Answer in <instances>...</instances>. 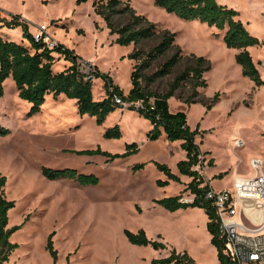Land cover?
<instances>
[{
	"label": "rangeland",
	"instance_id": "374dc122",
	"mask_svg": "<svg viewBox=\"0 0 264 264\" xmlns=\"http://www.w3.org/2000/svg\"><path fill=\"white\" fill-rule=\"evenodd\" d=\"M94 0L77 4V0H0L1 15H20L34 35L40 24L48 27L47 43H61L73 50L78 61L96 66L113 77L122 90L130 88L132 60L127 55L134 45L114 43L105 22L92 7ZM129 2L136 14L154 23L157 32L177 33L176 44L184 54L204 56L211 68L204 74L206 88H198L196 100L210 103L215 93L217 101L210 110L205 105H186L192 94L190 82L184 83L169 99L172 111H184L191 129L199 127L196 143L202 153L203 166L197 170L214 188L233 191L235 177L255 174L250 160L264 163V85L255 86L241 74L235 61L236 50L226 47L222 32L199 21H185L154 4L153 0H123ZM220 5L237 11L248 32L260 44L250 47L253 61L264 80V0H216ZM118 24L126 21L118 17ZM0 35L28 45L22 39L21 27H9L0 22ZM160 40L157 35L136 48L147 53ZM173 53L154 60L143 71L152 75ZM183 60L172 73L148 84L159 93L168 90L174 77L187 66ZM63 59L54 65L61 71ZM133 69V68H132ZM142 85L145 82L142 81ZM93 98L105 96L103 81L92 82ZM29 104L19 98L14 81L8 78L0 91V127L9 130L0 135V173L7 179L4 193L15 205L8 213L9 227L22 225L10 237L19 247L11 253L8 264H53L46 244L49 236L57 251L56 264H151L153 259L186 252L196 264H217L215 248L207 231V216L194 207L168 211L156 200L180 195L191 201L193 196L182 192L187 176L178 172V160L185 151L179 141H169L162 133L151 140L149 120L136 111L118 108L98 125L94 117L80 116L72 99L46 97L39 113L28 116ZM117 139L103 136L106 129L116 126ZM241 147L234 148L236 141ZM135 142L139 151L126 157L111 159L102 154H80L78 151L100 149L115 155L125 152V145ZM212 160L213 167L207 166ZM178 162H177V161ZM166 164L171 172L182 178L167 180L155 163ZM144 164L143 167L137 166ZM75 169L78 173L98 178L96 185H81L72 179L50 180L41 168ZM240 219L241 205H237ZM244 217L260 221V214L251 207L242 209ZM144 230L149 238L165 244L164 249L150 245L131 244L125 230Z\"/></svg>",
	"mask_w": 264,
	"mask_h": 264
},
{
	"label": "trees",
	"instance_id": "16d2710c",
	"mask_svg": "<svg viewBox=\"0 0 264 264\" xmlns=\"http://www.w3.org/2000/svg\"><path fill=\"white\" fill-rule=\"evenodd\" d=\"M86 0H77V4ZM154 4L164 9L168 13L174 14L185 21H199L206 23L208 27L215 28L223 33L222 39L226 47L237 50L235 55L236 63L241 67V74L254 83L255 86L264 85L257 66L254 63L250 47L258 46L259 40L252 36L244 24L237 19V11L220 5L216 0H153ZM94 13L105 22L110 35H115L114 43L120 46L134 45V49L127 57L134 61L130 74L131 88L125 94L122 89L113 83L109 74L102 73L94 66L89 74L84 73L78 64V56L73 50L61 43H54L50 46L44 38L36 40L28 30V23L22 20L20 15H10L7 20L1 15L0 22L9 27H21L22 39L28 45L21 42L3 38L0 35V91L5 80L11 78L14 81L19 98L29 104L28 116L40 112L48 95L55 99L59 95H64L68 99H74L77 111L80 116L87 115L94 117L98 125L104 123L105 119L116 109L122 108L115 103L117 96L124 102L133 103L142 101L143 110H136L130 106L129 110L136 111L140 116L149 120L152 125L148 133L151 140L158 139L162 133L169 141H179L181 148L185 151L186 157L177 163L178 172L190 178L182 192L188 191L192 196L191 201H182V196L175 195L156 200L168 211L198 207L204 210L208 222L207 231L210 235V243L215 248L217 263L224 261L225 244L220 234L217 223L215 207L212 201L206 197L211 189L209 183L201 176L197 167L203 166L202 153L196 143V136L199 134V127L194 129L188 125L187 114L184 111H171L169 99L175 96V92L184 83L190 82L192 94L185 99L186 105L201 103L206 110H210L217 101L219 94L211 98L210 103H203L196 100L198 88H206L207 81L204 74L210 70L211 65L204 56H197L193 53L184 54L183 50L176 44V33L163 31L158 33L154 23L150 22L143 15L136 14L129 2L123 0H94L92 3ZM118 17H125L122 24L117 23ZM159 35V42L152 47L149 52L144 53L136 47L143 41ZM173 53L150 75L145 76L143 71L149 68L154 60L165 56L169 51ZM63 59L67 65L61 71H54V65ZM187 60V66L180 71L169 84V88L164 93L150 90L148 84L153 83L158 78L170 73L183 61ZM100 78L103 81L105 97L95 100L92 93V82ZM142 81L145 85H142ZM153 99L152 105L149 100ZM152 106V108H151ZM9 130L0 127V135H7ZM121 135L116 126L104 131L103 136L108 139H117ZM139 151L138 145L133 142L125 145V152L119 154H109L96 150L78 151L80 154H102L114 159L116 157H126L136 154ZM156 168L167 176V180L157 181V185H167L169 181L180 183L178 176L173 174L166 164L155 163ZM140 164L137 167H143ZM207 166L213 167L212 160H208ZM43 176L50 180L60 178L72 179L81 185H96L98 178L92 175L78 173L75 169L56 170L47 167L41 168ZM7 179L0 173V264H8L9 257L19 245L10 241L11 235L22 225L9 227L8 213L15 205L13 200L6 198L4 188ZM128 241L134 245H150L154 249H164L165 244L149 238L145 231L140 229L136 233L125 230ZM52 263L56 264L57 251L53 247L51 235L46 244ZM68 264V263H67ZM151 264H196L186 252L177 253L172 250L170 255L163 258L153 259Z\"/></svg>",
	"mask_w": 264,
	"mask_h": 264
},
{
	"label": "built area",
	"instance_id": "2783aa9c",
	"mask_svg": "<svg viewBox=\"0 0 264 264\" xmlns=\"http://www.w3.org/2000/svg\"><path fill=\"white\" fill-rule=\"evenodd\" d=\"M48 27L40 24L34 33V38H44L47 42ZM53 46L54 43H48ZM80 69L89 74L94 66L85 61H78ZM115 103L123 108L134 106L136 110H143L142 101L133 103L124 102L117 96ZM153 99L149 100L152 105ZM152 108V106H151ZM250 165L255 174L252 177H235L233 179V191L228 189H210L206 197L212 201L215 207L217 223L220 234L225 244L224 261L217 264H264V163L259 158L250 160ZM185 202V200H182ZM241 205L240 219L237 205ZM251 207L256 210L261 220L252 222L244 217L242 209Z\"/></svg>",
	"mask_w": 264,
	"mask_h": 264
},
{
	"label": "crops",
	"instance_id": "0c3cea01",
	"mask_svg": "<svg viewBox=\"0 0 264 264\" xmlns=\"http://www.w3.org/2000/svg\"><path fill=\"white\" fill-rule=\"evenodd\" d=\"M219 4V3H218ZM213 29H215V28H213ZM177 34V33H176ZM222 36H223V33H222ZM4 38V37H3ZM248 50H249V48H248ZM250 51V50H249ZM236 53H237V50H236ZM250 53H251V51H250ZM251 56H252V54H251ZM252 59H253V57H252ZM67 65V63L65 64V66ZM134 65V61H132V66ZM131 71H132V68H131ZM111 78H112V80H113V77L112 76H110ZM113 83H114V80H113ZM115 84V83H114ZM130 88H131V82H130ZM130 88L128 89V90H123V92L126 94L129 90H130ZM92 93H93V88H92ZM94 97V96H93ZM105 97V96H104ZM103 97V98H104ZM57 98H59V99H67L64 95H59ZM72 100H74V99H72ZM74 102H75V100H74ZM75 104H76V102H75ZM169 108H170V106H169ZM171 110V109H170ZM172 111V110H171ZM175 112V111H174ZM177 161V160H176ZM178 161H180V160H178ZM177 161V162H178ZM182 178L180 177V180H181ZM186 182L185 183H188L189 181H190V178L189 177H187V179L185 180ZM206 181L209 183V185H210V187L212 188V189H214V190H218V189H216V188H214V186H213V183H212V180L211 179H209V178H206ZM209 238H211L210 236H209ZM151 239H153V238H151ZM176 250V249H175ZM218 261V260H217Z\"/></svg>",
	"mask_w": 264,
	"mask_h": 264
},
{
	"label": "bare ground",
	"instance_id": "6f19581e",
	"mask_svg": "<svg viewBox=\"0 0 264 264\" xmlns=\"http://www.w3.org/2000/svg\"><path fill=\"white\" fill-rule=\"evenodd\" d=\"M241 144H242V141H236L235 143H234V148H239V147H241Z\"/></svg>",
	"mask_w": 264,
	"mask_h": 264
}]
</instances>
